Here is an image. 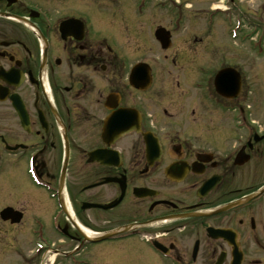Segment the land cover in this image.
<instances>
[{"label":"flooded vegetation","instance_id":"flooded-vegetation-1","mask_svg":"<svg viewBox=\"0 0 264 264\" xmlns=\"http://www.w3.org/2000/svg\"><path fill=\"white\" fill-rule=\"evenodd\" d=\"M144 4L0 0V264H264V96Z\"/></svg>","mask_w":264,"mask_h":264},{"label":"rangeland","instance_id":"rangeland-1","mask_svg":"<svg viewBox=\"0 0 264 264\" xmlns=\"http://www.w3.org/2000/svg\"><path fill=\"white\" fill-rule=\"evenodd\" d=\"M183 2H188L185 7L182 6L183 13L202 16L199 23L204 27V43L201 45L205 49V65L217 67L219 63H226L241 69L244 92L264 96V0H232L231 3L230 0ZM153 3H158V0H145L141 7L142 12L147 15L161 13L163 6H155ZM213 4H217L220 10H226L223 13L212 12ZM97 8L100 10L101 5L98 4ZM173 12L177 10L174 8ZM93 14L96 15L94 12ZM189 19L192 18L184 16V21L191 26L194 23L188 22ZM263 98H254L255 104Z\"/></svg>","mask_w":264,"mask_h":264},{"label":"water","instance_id":"water-1","mask_svg":"<svg viewBox=\"0 0 264 264\" xmlns=\"http://www.w3.org/2000/svg\"><path fill=\"white\" fill-rule=\"evenodd\" d=\"M228 70H223L222 72H220L216 79H215V84L218 85V83H220L221 78H223V76L225 75V72H227Z\"/></svg>","mask_w":264,"mask_h":264}]
</instances>
